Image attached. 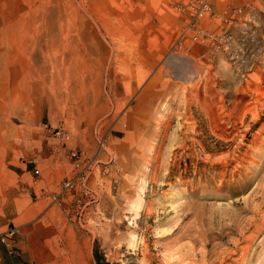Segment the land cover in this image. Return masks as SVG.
Masks as SVG:
<instances>
[{
	"label": "rangeland",
	"instance_id": "374dc122",
	"mask_svg": "<svg viewBox=\"0 0 264 264\" xmlns=\"http://www.w3.org/2000/svg\"><path fill=\"white\" fill-rule=\"evenodd\" d=\"M8 48L0 264H264V0H0Z\"/></svg>",
	"mask_w": 264,
	"mask_h": 264
},
{
	"label": "bare ground",
	"instance_id": "6f19581e",
	"mask_svg": "<svg viewBox=\"0 0 264 264\" xmlns=\"http://www.w3.org/2000/svg\"><path fill=\"white\" fill-rule=\"evenodd\" d=\"M63 46V45H62ZM66 46V45H65ZM68 49V48H67ZM65 50V49H64ZM12 51V50H11ZM3 55H5V66H4V68H0V69H6V66L8 67L9 66V68H12V67H10L13 63H14V61H16V60H18V59H21V56H22V54H19V53H17L16 55L15 54H13V55H15V56H11V54H10V50H9V48L5 51V52H3ZM0 57H4V56H0ZM2 60V59H1ZM22 60V59H21ZM2 62V61H1ZM18 62L19 63H23V61H19L18 60ZM64 62V61H63ZM24 65H26V63L24 64ZM24 65H22V66H24ZM1 67V66H0ZM24 67H26V66H24ZM25 70V69H24ZM1 71V70H0ZM9 69H7L6 70V72H7V75L9 74Z\"/></svg>",
	"mask_w": 264,
	"mask_h": 264
},
{
	"label": "built area",
	"instance_id": "2783aa9c",
	"mask_svg": "<svg viewBox=\"0 0 264 264\" xmlns=\"http://www.w3.org/2000/svg\"><path fill=\"white\" fill-rule=\"evenodd\" d=\"M207 9V4L206 3H201V5L199 6L198 12L199 14L202 13L203 10ZM16 230H10V234H13Z\"/></svg>",
	"mask_w": 264,
	"mask_h": 264
}]
</instances>
